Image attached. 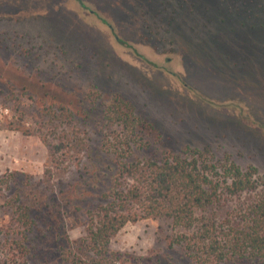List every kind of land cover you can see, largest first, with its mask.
Listing matches in <instances>:
<instances>
[{"label":"rangeland","instance_id":"rangeland-1","mask_svg":"<svg viewBox=\"0 0 264 264\" xmlns=\"http://www.w3.org/2000/svg\"><path fill=\"white\" fill-rule=\"evenodd\" d=\"M260 24L264 0H0V174L17 171L19 182L30 175L39 183L23 185L24 204L43 196V188L53 190L62 205L57 213L44 208L47 219L58 225L63 217L73 240L85 236L89 200L70 215L66 206L86 156L74 141L97 144L104 103L119 94L161 135L160 151L208 147L217 159L255 166L264 179ZM54 103L77 113L58 123L57 131L65 128L74 141L56 164L36 133L43 122L45 132L52 125L43 108ZM20 116L34 133L8 128ZM16 188L0 191V264L3 237L15 227ZM253 198L223 195L202 214L222 222ZM179 231L144 219L127 224L110 247L145 256L148 264H190L180 246H170ZM35 232L28 239L36 246L31 261L53 258V231L38 223Z\"/></svg>","mask_w":264,"mask_h":264},{"label":"trees","instance_id":"trees-1","mask_svg":"<svg viewBox=\"0 0 264 264\" xmlns=\"http://www.w3.org/2000/svg\"><path fill=\"white\" fill-rule=\"evenodd\" d=\"M43 110L51 115L52 125L45 132L43 122L36 133L48 146L51 163L56 164L60 152L70 151L74 141L65 128L57 131L58 123L64 118L77 119V113L56 103ZM95 127L97 144L83 137L74 141L86 156L78 163V181L66 202L70 215L89 200L86 235L73 240L63 217L58 225L56 220L47 219L46 208L57 213L62 205L53 190L43 188V196L33 199V204H24L23 185L39 183L30 175L26 176L28 181L19 182L17 171L0 174V191L12 184L17 187L11 203V207L16 205L15 227L3 237L7 254L2 264H114L116 260L148 264L145 256L110 247L112 238L127 224L144 219L164 220L172 230L180 229L171 236L170 246H180L190 264H264V179L255 166L243 168L228 158L217 159L208 147L160 151L155 146L160 144L161 135L119 94L104 103ZM8 128L34 133L23 123V116ZM53 133L57 141L51 140L49 134ZM91 192H95L94 199L89 198ZM244 193H253L254 198L239 216L221 222L202 214L223 195L240 197ZM38 223L47 224L55 239L53 258L45 261H31L30 257L36 246L28 244L29 234L36 235ZM0 233L4 234L3 230Z\"/></svg>","mask_w":264,"mask_h":264}]
</instances>
